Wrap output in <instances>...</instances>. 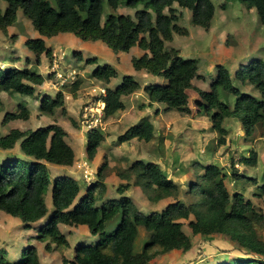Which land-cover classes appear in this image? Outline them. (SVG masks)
<instances>
[{
    "label": "trees",
    "instance_id": "16d2710c",
    "mask_svg": "<svg viewBox=\"0 0 264 264\" xmlns=\"http://www.w3.org/2000/svg\"><path fill=\"white\" fill-rule=\"evenodd\" d=\"M240 1L247 8H255L260 22L264 24V0ZM1 2L5 3L4 8ZM174 4L191 11L193 25L210 26L215 10L212 0H0V30L13 25L21 9L38 33L37 37L24 42L34 56L35 65L40 64L42 55H52V48L45 44L43 38L65 33H71L85 42H103L114 53L128 52L133 47L140 49L142 53L130 60L133 71H145L156 80L142 85L126 75L115 86H106L104 94L99 97L104 104V119L125 108L123 96L141 90L146 94L149 107L154 103H163L166 109L189 113L188 90L193 89L199 96L195 100L196 105L209 116L213 129L220 134L218 144H224L227 135L224 118L239 120L246 134L251 135L254 127L264 121V59L242 64L234 73L235 79L253 86L259 98L238 89L223 65L216 67L208 90L193 88L192 81L201 77L198 59L184 57L177 49L165 46V42L173 39V33H187L177 24ZM120 6L134 9V14L107 11ZM79 60H83L81 54ZM84 62L96 65L90 76L105 85L118 76L112 65H101L96 57L85 58ZM45 79L32 67H0V91L3 92L32 97L35 87L43 84ZM78 87L79 80L69 86L73 91ZM220 90L235 97L232 105L220 98ZM63 105V92L58 91L55 97L44 96L40 107L50 114L54 108ZM29 116L27 106L20 103L4 113L2 122L26 120ZM155 132L153 122L142 117L118 137V142L134 138L148 142L155 138ZM65 137V130L55 124L35 130L11 128L0 135V150H11L18 144L22 154L19 157L9 153L0 159V212L19 218L24 229H31L33 224L45 218L36 238L45 242L47 251L52 249L50 243L63 251L69 247L59 225H86L89 232L97 236L86 246L75 245L73 258H63V264H148L156 255L172 250L185 253L192 247L191 238L178 220L188 219L191 215L194 218L189 227L193 234L227 235L248 253L222 264H264V239L257 229V226L264 229V212L262 208L255 209L252 201L240 192L231 194L228 191L225 182L227 174L220 166L200 162L193 165L195 177L188 192L197 195L198 199L185 204L177 199L184 189L168 178L157 163L134 161L117 172L124 182L117 186L118 192L127 189L133 179L132 183L139 186L152 203L170 197L177 199L161 211L144 213L127 196L104 198L106 160L100 164L96 180L80 198L81 186L76 179L67 175L51 177L46 164L68 166L74 162V150ZM103 140L104 132L99 128L88 133L85 149L88 159L94 158ZM257 159L256 152L251 151L240 162L252 167L257 164ZM238 175L236 179H253L244 174ZM252 182L257 184L256 180ZM260 188V193L264 195V184ZM47 194H50L51 210L45 201ZM77 197L78 202L72 207ZM138 227L149 233V240L139 251H135ZM0 264L42 263L36 247L32 245L14 260L0 250Z\"/></svg>",
    "mask_w": 264,
    "mask_h": 264
},
{
    "label": "rangeland",
    "instance_id": "374dc122",
    "mask_svg": "<svg viewBox=\"0 0 264 264\" xmlns=\"http://www.w3.org/2000/svg\"><path fill=\"white\" fill-rule=\"evenodd\" d=\"M212 2L215 10L208 28L193 25L191 11L174 4L178 15L177 24L186 29L187 33H173V39L165 42V46L167 49H177L184 57L198 59V72L201 77L192 81L193 88L208 90L209 83L216 74V67L223 65L229 70L233 83L238 89L259 98V93L254 87L235 79L234 73L242 64L255 59H264V24L260 22L255 8H247L240 0H212ZM1 6L4 8L5 3L1 2ZM107 11L134 14V9L123 6ZM37 36L38 33L21 9L18 10L15 23L5 30H0V65L4 63L15 67H32L46 77L43 84L35 87L36 91L32 97L0 91V135L7 133L11 128L35 130L52 124L59 125L66 132L67 143L73 147L76 155H79L81 159L87 157L83 151L88 133L93 130L90 126H95L96 129L99 128L105 133L96 158L99 160L98 167L106 160L103 171L106 176L117 175L118 171L125 169L137 159L156 162L168 178L184 189L177 199L189 204L198 199L197 195L188 192L190 182H193L195 177L194 162L197 159L207 158L209 163H216L227 174L225 182L231 194L240 192L252 201L257 210L264 207V195L260 193V186L264 184V121L254 127L251 135H247L239 120L224 118L223 126L227 130V135L225 143L218 144L220 134L213 129L209 116L196 105L195 100L199 99V96L193 89L188 90L189 113L166 109L163 103H154L149 107L146 94L141 90L123 96L125 108L112 117L104 119L103 116L101 117L98 103L101 89L106 85L90 76L96 65L86 64L84 59L96 57L101 65L104 63L113 65L118 76L110 81L109 86H115L122 76L126 75L132 76L143 85L156 78L145 71H133L130 60L133 56H139L137 54H141L142 51L133 47L128 52L114 53L105 43H102V47L93 46L94 51L91 48L89 51L87 47L89 45H84L88 42L79 40L71 33H66L46 39L47 46L52 48V55L51 57L42 55L40 64L35 65L34 56L23 42ZM80 54L83 60H79ZM11 57L13 60L7 59ZM75 80H79V87L73 91L69 86ZM58 91H62L64 95L63 107L54 108L50 114L45 113L40 107L42 98L46 95L55 97ZM220 98L230 105L235 99L233 95L222 90H220ZM20 103L27 106L30 111L29 118L12 120L4 124L2 122L4 113ZM141 117H147L153 122L155 138L148 142L137 138L119 143L118 137ZM96 118L101 120V125H97L98 127L94 125ZM18 151V144L11 150H0V159L9 153L16 154ZM251 151H255L258 155L257 164L252 167L244 166L240 160L249 156ZM87 160L89 167H94L96 160L95 162ZM85 163L87 165V162ZM47 166L51 172L54 168H59L51 164ZM238 173L253 179H236L235 176H239ZM85 175L90 177L88 172ZM83 176L81 172L76 174L78 183L85 187L87 182ZM96 178H90V180H96ZM253 180H256V185H253ZM132 181L133 179L130 185L136 186ZM110 184L113 183L110 181ZM137 188L138 194H132V201L144 213L161 211L169 203H175L177 200L170 197L152 203L144 192H140L141 188L139 186ZM110 193L114 195L116 191L110 189ZM45 201L48 204L51 203L49 194L46 195ZM193 218L191 215L188 219L178 220L182 223L183 231L191 238V249L185 253L181 250H172L156 255L148 264H222L248 255L227 235L193 234L189 227V222ZM21 224L19 218L0 212V250H3L10 260L19 258L24 250L34 245L35 241H39L36 238L38 229L32 228L33 230L29 232L23 229ZM39 224V222L35 223L32 227H37ZM257 229L264 239V229H260V226H257ZM81 239L85 243L93 240L82 233L76 243L79 241L83 243ZM147 240H149V233L143 227H138L134 242L135 251H139ZM85 243L81 245L86 246ZM68 251L70 255L66 253L65 255L71 258L73 249ZM57 252L51 253L50 257L42 253L43 256H40L39 260L42 264L46 262L58 264L60 261Z\"/></svg>",
    "mask_w": 264,
    "mask_h": 264
},
{
    "label": "crops",
    "instance_id": "0c3cea01",
    "mask_svg": "<svg viewBox=\"0 0 264 264\" xmlns=\"http://www.w3.org/2000/svg\"><path fill=\"white\" fill-rule=\"evenodd\" d=\"M66 34V33H65ZM59 35H61V34H59ZM44 39V41H45V44L47 45V43H46V38H43ZM103 42H100V41H94V42H88V44H84V45H89V46H87L88 47V49H89V51L92 49L93 51H94V48H93V46H103V44H102ZM23 44H24V42H23ZM106 45V44H105ZM91 48V49H90ZM137 55H140V54H137ZM7 59H9V60H13L12 59V57L11 58H7ZM109 64V63H108ZM111 65V64H110ZM6 66H10V64H1L0 65V67L1 68H3V67H6ZM113 66V65H112ZM16 67H18V66H16ZM106 86H108V87H111V86H109V84L108 85H106ZM106 86H104V88H102V90L104 91L105 90V87ZM207 90V89H206ZM35 91H36V88H35ZM93 91H96L95 89H93ZM103 91L101 92V94H100V96H102L103 95ZM241 91H244V90H241ZM245 92V91H244ZM253 95V94H252ZM155 104H157V103H155ZM99 106H100V113H102V108H103V106H104V104L102 103V102H100L99 104H98ZM100 116V115H99ZM101 117H102V115H101ZM101 117H100V119H101ZM103 118V117H102ZM142 118V117H141ZM141 118L140 119H138L134 124H137L140 120H141ZM99 118H96V121L94 122V125H101V120H100ZM149 119V118H148ZM100 120V121H99ZM134 124H132V125H134ZM132 125H130V126H132ZM129 126V127H130ZM98 127V126H97ZM128 127V128H129ZM90 128L91 129H94L95 128V126H90ZM103 129V128H102ZM104 138H105V133H104ZM134 139H137V138H134ZM131 140H133V139H131ZM103 142V141H102ZM102 142H101V144H102ZM101 144H100V146L98 147V149L99 148H101ZM72 147V146H71ZM73 148V147H72ZM85 149H86V145H85ZM84 149V154L86 153V150ZM74 150V149H73ZM2 151H4V150H2ZM74 153H75V151H74ZM16 155L17 156H19V157H21L22 156V154H21V152H20V150L18 151V153H16ZM97 155H98V150H97V153H96V155L94 156V158L93 159H89L90 160V162H95V160H96V164L94 165V167H92V168H90L89 166H90V164L88 165V158L87 157H84V158H79V155H76V153H75V159H74V162H73V164L72 165H68V166H58V165H53V166H56V167H59V168H54V171L53 172H51L50 171V168L48 169L49 170V172H50V175H51V177H59V176H63V175H67V176H71L72 178H74V179H76L77 181H78V178L76 177V174H78L79 172H81V174L82 175H84L83 177H84V179H85V181L87 182V186H82L81 184H80V186H81V191H80V193H79V195H78V197L80 198L81 197V195H83V193H84V191H85V189L92 183V182H94L95 180H90V178H95L96 177V172H97V167H98V164H99V160H98V158H96L97 157ZM1 159H3V158H1ZM137 160H142V159H137ZM136 161V160H135ZM142 161H144V160H142ZM148 161V160H147ZM209 161V159H207V158H205V159H197V160H195V162L194 163H196V162H200V163H202V164H215V165H217L216 163H209L208 162ZM85 162H87V165H86V163ZM156 163V162H155ZM78 164V165H77ZM158 164V163H157ZM46 165H48V164H46ZM52 165V164H51ZM159 165V164H158ZM76 166H79V167H76ZM47 168H48V166H47ZM99 168V167H98ZM97 169V170H96ZM90 173V177H88V176H86L85 177V173ZM80 176V175H79ZM113 183V184H110V181ZM120 183H124L123 181H121L120 179H119V177L117 176V175H114V176H109V175H107L106 176V179H105V185H106V191H105V195H104V198H106V199H110V198H119L120 196H127V197H129L131 200L133 199L132 198V194L134 195V193H137L136 191H138V188H137V186H129L127 189H125V190H123L122 192H118L117 190H116V188H117V186L120 184ZM264 183V182H263ZM110 187H112V188H110ZM110 189H114L115 191H116V193L113 195L112 193H110ZM140 192L142 193V191L140 190ZM138 194V193H137ZM144 195V194H143ZM49 196H50V194H49ZM77 197V201H75L74 202V204L72 205V207L73 206H75V204L78 202V198ZM46 204H47V207H48V209L49 210H51V208H52V205H51V203L50 204H48L47 203V201H46ZM262 208V210H263V212H264V207L262 206L261 207ZM44 221H45V218H43L42 220H40V221H38L40 224H39V226H37V227H32L33 229H38L39 230V228L44 224ZM38 222H36V223H38ZM22 225V224H21ZM84 226V227H83ZM26 229L27 231H29V232H31V230H33V229ZM59 228H60V231L62 232V233H64V235H65V237H66V239H67V241H68V243H69V247L66 249V250H58V249H56V248H54V244L53 243H51L50 245H51V247H52V249L50 250V251H47L45 248H44V244H45V242H39V241H35V243H34V246L36 247V249H37V253H38V256H39V258H40V256H46V257H50V254L51 253H55L56 251H58L57 252V254H58V257H59V263L58 264H63V258H66V259H68V260H71L72 258H73V256H74V246L75 245H77V244H84L85 242L84 241H82V239H81V241L83 242V243H81L80 241L79 242H77L76 243V241L78 240V238H79V236H81V234L83 233L84 235H87V236H89L90 237V240L91 239H93L94 241L97 239V236H93L90 232H89V230H88V227L86 226V225H78V226H69V225H59ZM24 229V228H23ZM73 229H74V231H73ZM81 231H80V230ZM21 230H22V228H21ZM20 230V231H21ZM82 232V233H81ZM93 240H91L89 243H91V242H94ZM73 243H75V244H73ZM89 243H85V244H89ZM12 248H14V247H12ZM72 250L73 249V256L71 257V258H68L66 255H65V253L67 254V255H70V251H68L67 252V250ZM18 253V252H17ZM42 253H43V255H42ZM7 255V254H6ZM17 259V258H16ZM41 262V261H40ZM42 263V262H41ZM45 264H48V262H46Z\"/></svg>",
    "mask_w": 264,
    "mask_h": 264
},
{
    "label": "built area",
    "instance_id": "2783aa9c",
    "mask_svg": "<svg viewBox=\"0 0 264 264\" xmlns=\"http://www.w3.org/2000/svg\"><path fill=\"white\" fill-rule=\"evenodd\" d=\"M102 91H103V90L101 89V92H102ZM104 92H105V90L103 91V94H104ZM100 102H101V101L99 100V103H100ZM99 103H98V104H99ZM85 176H86V175H85Z\"/></svg>",
    "mask_w": 264,
    "mask_h": 264
}]
</instances>
